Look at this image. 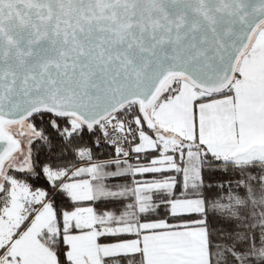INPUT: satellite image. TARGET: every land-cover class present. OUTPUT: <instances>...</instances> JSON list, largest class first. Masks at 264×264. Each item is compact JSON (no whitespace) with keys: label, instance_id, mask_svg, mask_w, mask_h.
Listing matches in <instances>:
<instances>
[{"label":"snow or ice","instance_id":"snow-or-ice-1","mask_svg":"<svg viewBox=\"0 0 264 264\" xmlns=\"http://www.w3.org/2000/svg\"><path fill=\"white\" fill-rule=\"evenodd\" d=\"M0 264H264V0H0Z\"/></svg>","mask_w":264,"mask_h":264}]
</instances>
